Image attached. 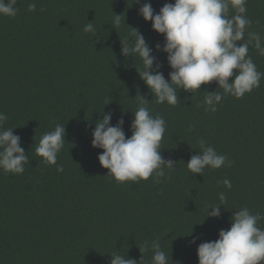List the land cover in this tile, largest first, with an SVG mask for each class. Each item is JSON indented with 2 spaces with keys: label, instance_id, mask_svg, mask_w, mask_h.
I'll list each match as a JSON object with an SVG mask.
<instances>
[{
  "label": "trees",
  "instance_id": "obj_1",
  "mask_svg": "<svg viewBox=\"0 0 264 264\" xmlns=\"http://www.w3.org/2000/svg\"><path fill=\"white\" fill-rule=\"evenodd\" d=\"M144 2L18 0L14 18L0 15V112L8 117L3 127L15 128L28 155L23 174L0 170V264H110L114 252L151 264V247L143 254L139 249L145 241H159L168 264H198V245L217 240L235 212L247 207L264 216V77L241 99L224 96L215 112L203 106L206 91L222 93L215 82L202 85L193 99L177 90L176 106L156 103L139 76L140 58L121 52L122 42L130 45L139 31L170 80L167 54L156 51L164 36L139 15ZM147 2L158 13L175 0ZM30 3L37 5L34 12L27 10ZM246 8L253 21L247 31L264 41V0H247ZM115 15L121 20L116 28ZM89 22L96 37L84 31ZM248 54L264 73V56L251 45ZM140 96L166 121L160 150L176 164L160 183L151 177L118 183L101 166L103 149L92 146V132L112 113L111 124L123 117L130 137ZM57 124L66 129L57 157L63 172L35 152ZM201 139L231 166L190 173L186 164L199 153ZM220 192L227 197L221 216L207 217ZM258 226L264 229V219Z\"/></svg>",
  "mask_w": 264,
  "mask_h": 264
},
{
  "label": "clouds",
  "instance_id": "obj_2",
  "mask_svg": "<svg viewBox=\"0 0 264 264\" xmlns=\"http://www.w3.org/2000/svg\"><path fill=\"white\" fill-rule=\"evenodd\" d=\"M17 2L0 0V15L14 18L18 12ZM135 3L140 4L141 0H135ZM246 4L247 0H175L174 3H165L156 13L151 3L145 0L139 8V15L152 22L153 30L164 36L163 46L157 44L156 51L167 54L168 65L172 69L170 80L165 78L161 71L163 65L139 31L130 45L122 42L121 52L125 57L140 58L143 68H137L139 76L158 104L176 106L181 102L177 90L192 93L193 99L202 85L215 82L222 93L206 91L208 94L203 101L206 112H215L216 105L224 96L241 99L259 88L264 77L248 54L251 45L264 56V41L259 33L247 31L253 21L246 15ZM36 7V3H30L27 10L34 12ZM230 9L235 14L230 16ZM120 22V15H115L113 27L119 26ZM84 31L92 32L94 37L98 34L92 22L85 26ZM99 42L98 38L96 43ZM140 97V106L133 112L130 137H126L123 129V117L115 126L111 124L112 113L103 114L92 132V146L103 149L98 156L101 166L108 169L107 176L118 183H138L150 177L155 183H160L161 178H170L165 169L174 171L176 164L171 159L165 160L160 150L166 121L159 115H152L145 106L148 100ZM7 119L0 112V170L20 175L25 171L28 155L21 146V137L14 134L15 128L3 127ZM65 135L63 124H57L53 131L42 135L35 147L36 155L43 158L42 163L57 165ZM198 143L199 153L192 155L186 164L190 173L203 175L205 168L231 166L228 157L218 154L206 141L201 139ZM57 171L63 172V166L57 165ZM221 183L228 189L232 187L228 179ZM226 203L225 193L220 192L219 203L209 207L211 211L208 210L207 217L219 218L222 214L220 206ZM261 219H264L261 213L253 214L247 207L235 212L231 217V227L221 229L217 240L198 245V264H264V229L258 226ZM191 243H196V240ZM149 247L153 251L151 264H168L167 254L159 241H145L139 249L143 254ZM110 256V264H138L135 259L118 252L110 253Z\"/></svg>",
  "mask_w": 264,
  "mask_h": 264
}]
</instances>
